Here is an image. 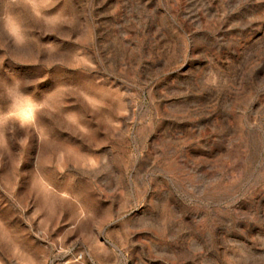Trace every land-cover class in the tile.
Masks as SVG:
<instances>
[{"label": "rangeland", "instance_id": "374dc122", "mask_svg": "<svg viewBox=\"0 0 264 264\" xmlns=\"http://www.w3.org/2000/svg\"><path fill=\"white\" fill-rule=\"evenodd\" d=\"M0 264H264V0H0Z\"/></svg>", "mask_w": 264, "mask_h": 264}]
</instances>
